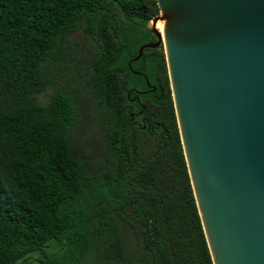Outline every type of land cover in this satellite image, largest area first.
Listing matches in <instances>:
<instances>
[{
    "label": "trees",
    "instance_id": "1",
    "mask_svg": "<svg viewBox=\"0 0 264 264\" xmlns=\"http://www.w3.org/2000/svg\"><path fill=\"white\" fill-rule=\"evenodd\" d=\"M159 12L156 0H0V264H214L162 46L136 63L152 64L157 92L131 119L141 78L127 63Z\"/></svg>",
    "mask_w": 264,
    "mask_h": 264
},
{
    "label": "water",
    "instance_id": "2",
    "mask_svg": "<svg viewBox=\"0 0 264 264\" xmlns=\"http://www.w3.org/2000/svg\"><path fill=\"white\" fill-rule=\"evenodd\" d=\"M156 1L144 28L157 42L133 61L165 48L213 262L264 264V0Z\"/></svg>",
    "mask_w": 264,
    "mask_h": 264
},
{
    "label": "flooded vegetation",
    "instance_id": "3",
    "mask_svg": "<svg viewBox=\"0 0 264 264\" xmlns=\"http://www.w3.org/2000/svg\"><path fill=\"white\" fill-rule=\"evenodd\" d=\"M147 31H149V30H147ZM149 33L151 36L149 37V39L146 42H144L140 45V48H141V46H143L145 44L157 42L156 37L151 32H149ZM75 35H78L79 39H75L74 38ZM70 38L76 45L75 48H76V53H78L77 55L80 56L81 54H83L82 56H83V58H85L86 54H87L85 51L87 49L88 42H89V40L85 37V34L81 31H77V32H74L70 36ZM79 47L83 48V49H79ZM151 49H156V48H151ZM82 56H80V58ZM135 57H131L127 63L129 73L141 78V80H139L138 78L132 79L130 82V87L127 90V95L129 97L130 103L133 104L132 111H131V115L133 116V118L131 117V119L136 118L140 113L138 106H136L135 104H137L139 106H143L142 97L146 94L152 93L151 91H152L153 87L156 88L155 92H157V87L154 86L152 83H150L149 75L146 72L152 64H149V60H147V61L141 63L144 66H142V68H140L139 65H136V63H139L142 61L143 55L139 60L133 61V59ZM85 64L87 65L88 63L86 62ZM86 70L88 71V65L86 67Z\"/></svg>",
    "mask_w": 264,
    "mask_h": 264
},
{
    "label": "rangeland",
    "instance_id": "4",
    "mask_svg": "<svg viewBox=\"0 0 264 264\" xmlns=\"http://www.w3.org/2000/svg\"><path fill=\"white\" fill-rule=\"evenodd\" d=\"M74 38L75 39H79V36L78 35H75ZM162 48H163V50H165L164 46H162ZM79 49H83V48H80L79 47ZM82 55L83 54H81L80 56H82ZM81 58L83 59V64L81 65V67L79 68V70L87 71L86 70L87 65L85 64L86 61L84 60L83 56ZM52 93H53V90L49 89L48 91L40 94V100L43 103L48 102L50 100V98H51ZM82 137L85 140H89V141H92L94 143L96 141V139L99 137V133H97L96 127L94 125H90V126H87V128L83 132ZM77 142L79 144L82 142L81 137H78L77 138ZM59 249H60V247L57 244H55V245H53L50 248V251H58ZM38 256H40V253L39 252H36V253L33 254V257H38Z\"/></svg>",
    "mask_w": 264,
    "mask_h": 264
},
{
    "label": "bare ground",
    "instance_id": "5",
    "mask_svg": "<svg viewBox=\"0 0 264 264\" xmlns=\"http://www.w3.org/2000/svg\"><path fill=\"white\" fill-rule=\"evenodd\" d=\"M157 28L160 30V32H161L162 35H163V32H162V19H158V22H157Z\"/></svg>",
    "mask_w": 264,
    "mask_h": 264
}]
</instances>
